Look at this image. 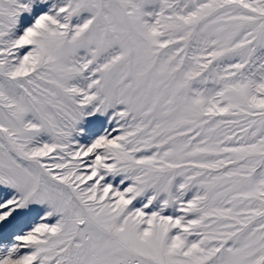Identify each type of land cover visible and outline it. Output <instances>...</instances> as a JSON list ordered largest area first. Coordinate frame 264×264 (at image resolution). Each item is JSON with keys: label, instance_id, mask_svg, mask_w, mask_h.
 Wrapping results in <instances>:
<instances>
[{"label": "snow or ice", "instance_id": "6c2138e0", "mask_svg": "<svg viewBox=\"0 0 264 264\" xmlns=\"http://www.w3.org/2000/svg\"><path fill=\"white\" fill-rule=\"evenodd\" d=\"M0 264H264V0H0Z\"/></svg>", "mask_w": 264, "mask_h": 264}]
</instances>
